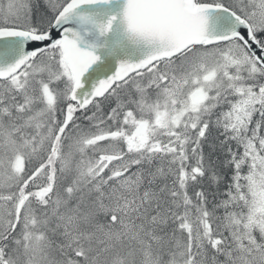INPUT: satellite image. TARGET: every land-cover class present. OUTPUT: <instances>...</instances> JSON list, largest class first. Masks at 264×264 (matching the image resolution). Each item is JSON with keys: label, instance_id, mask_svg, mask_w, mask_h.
I'll use <instances>...</instances> for the list:
<instances>
[{"label": "snow or ice", "instance_id": "6c2138e0", "mask_svg": "<svg viewBox=\"0 0 264 264\" xmlns=\"http://www.w3.org/2000/svg\"><path fill=\"white\" fill-rule=\"evenodd\" d=\"M0 264H264V0H0Z\"/></svg>", "mask_w": 264, "mask_h": 264}]
</instances>
